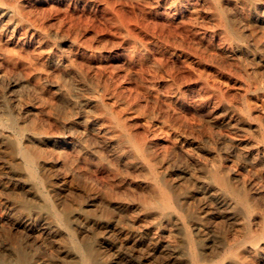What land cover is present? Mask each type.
Wrapping results in <instances>:
<instances>
[{
	"label": "rangeland",
	"instance_id": "374dc122",
	"mask_svg": "<svg viewBox=\"0 0 264 264\" xmlns=\"http://www.w3.org/2000/svg\"><path fill=\"white\" fill-rule=\"evenodd\" d=\"M263 229L264 0H0V264H264Z\"/></svg>",
	"mask_w": 264,
	"mask_h": 264
},
{
	"label": "bare ground",
	"instance_id": "6f19581e",
	"mask_svg": "<svg viewBox=\"0 0 264 264\" xmlns=\"http://www.w3.org/2000/svg\"><path fill=\"white\" fill-rule=\"evenodd\" d=\"M117 122V121H116ZM20 150V151H19ZM18 151L20 152V154L23 156L26 165L30 171V174L33 176V177H36L37 174H36V170H35V163H34V155L29 153L28 151L24 150V149H19ZM218 170V169H217ZM39 175V174H38ZM38 177V176H37ZM216 179L222 184V185H226V182L223 178H221L220 176H216ZM159 185V184H158ZM160 186V185H159ZM199 186V185H198ZM207 186V185H206ZM162 190V193H164L165 195H167L168 197V193L165 189H161ZM212 190V189H211ZM215 190V188H214ZM207 196V195H206ZM179 202V201H178ZM168 199L166 201V204H168ZM171 204V203H170ZM182 204V202L180 203ZM210 204V203H209ZM220 205V204H219ZM222 207V206H221ZM158 208H162V207H158ZM222 209V208H221ZM207 210V209H206ZM223 210V209H222ZM217 211V210H216ZM169 212V211H168ZM260 221V220H259ZM258 223V222H257ZM254 225V224H253ZM255 226V225H254ZM196 227V226H195ZM260 230V229H259ZM247 231V230H246ZM263 237H264V229H263V232H261ZM157 234V233H156ZM161 235V234H160ZM192 235V234H191ZM160 237V236H159ZM262 238V237H260ZM249 240L251 242L252 245H254L253 247L257 248V247H264V246H261L259 245L257 242H256V237L255 236H252V237H249ZM262 240V239H261ZM78 242V241H77ZM79 243V242H78ZM80 245V244H79ZM252 247V246H251ZM250 248V247H249ZM83 250V249H82ZM255 250V249H254ZM84 253V252H83ZM227 253V252H225ZM224 253V254H225ZM218 254V253H217ZM207 255H202V256H199V255H196V259H195V263L194 264H210L212 258H213V255H210V256H207ZM213 263V262H212ZM216 264V263H215Z\"/></svg>",
	"mask_w": 264,
	"mask_h": 264
}]
</instances>
